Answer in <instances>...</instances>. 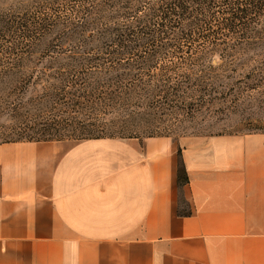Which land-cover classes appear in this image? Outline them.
<instances>
[{"label": "crops", "instance_id": "crops-1", "mask_svg": "<svg viewBox=\"0 0 264 264\" xmlns=\"http://www.w3.org/2000/svg\"><path fill=\"white\" fill-rule=\"evenodd\" d=\"M201 261H264V142L0 144V264Z\"/></svg>", "mask_w": 264, "mask_h": 264}, {"label": "rangeland", "instance_id": "rangeland-1", "mask_svg": "<svg viewBox=\"0 0 264 264\" xmlns=\"http://www.w3.org/2000/svg\"><path fill=\"white\" fill-rule=\"evenodd\" d=\"M137 7L143 10L142 3ZM131 8L127 0H0V144L194 137L264 142V20L247 31L236 29L249 37L241 45L135 49L150 59L127 67L134 49L107 45ZM105 49L124 53L122 65L106 72L108 66L96 61L81 72L87 63L45 57L89 51L107 57ZM71 69L76 75L69 83L54 80ZM50 84L58 86L57 104L38 105ZM39 116L58 125L35 135ZM191 250L205 254V247Z\"/></svg>", "mask_w": 264, "mask_h": 264}, {"label": "trees", "instance_id": "trees-1", "mask_svg": "<svg viewBox=\"0 0 264 264\" xmlns=\"http://www.w3.org/2000/svg\"><path fill=\"white\" fill-rule=\"evenodd\" d=\"M141 3L143 10L137 7ZM127 5L132 7V13H130L131 10L127 12L129 15L126 16L127 23L119 29V34L113 44L107 45L110 47L116 44L114 49H134L128 52L131 61L123 64L127 67L143 65L150 59L147 53L136 52L135 49H182L190 43L197 44L195 46L200 49H217L221 45L226 46L224 49H229L230 46L241 45L249 37L247 34L237 32L236 29L247 31L253 28L252 24L255 25L264 20V0H127ZM219 30L220 33L217 32ZM224 30H227L228 34L222 33ZM113 51L105 49L102 53L107 57H102L94 51L52 52L45 57L48 56L54 61L87 63L89 68H82L81 72H88L92 69L91 62L98 61L100 68L108 66L105 69L107 72L124 62L121 58L124 53ZM22 59L19 58V61ZM73 72L76 73L75 69L66 72L59 71V74L54 75L57 76L54 80L59 79V84L65 85L62 83H69V78L76 75H73ZM56 89H58L56 84L44 87L45 92L38 98L37 104H47V106L50 103L53 104L58 96L55 93ZM54 104L57 103L54 102ZM39 119L42 123L38 126L39 130L35 132L38 136L49 134L53 130V125H58L57 122L48 125L49 121H44L43 116H39ZM41 141L45 140L36 142ZM179 181L180 184L189 182L183 164L179 170Z\"/></svg>", "mask_w": 264, "mask_h": 264}]
</instances>
